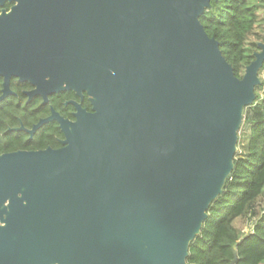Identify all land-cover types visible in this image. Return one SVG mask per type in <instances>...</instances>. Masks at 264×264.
<instances>
[{
    "label": "water",
    "instance_id": "obj_1",
    "mask_svg": "<svg viewBox=\"0 0 264 264\" xmlns=\"http://www.w3.org/2000/svg\"><path fill=\"white\" fill-rule=\"evenodd\" d=\"M211 1L29 0L18 11L12 40L0 37V76L44 99L84 93L92 111L76 105L74 122L52 111L60 150L0 156V264H21L16 230L25 242L31 223L74 204L92 264H187L264 66L263 42L234 75L199 20Z\"/></svg>",
    "mask_w": 264,
    "mask_h": 264
},
{
    "label": "trees",
    "instance_id": "obj_2",
    "mask_svg": "<svg viewBox=\"0 0 264 264\" xmlns=\"http://www.w3.org/2000/svg\"><path fill=\"white\" fill-rule=\"evenodd\" d=\"M210 4L200 23L206 34L219 42L234 75L241 78L260 50L259 43L264 42V17L252 0ZM243 122L246 136L234 155L233 170L222 194L210 205L200 233L189 245L187 264H231L233 248L236 264H264V210H256V202L264 198V96L256 95L255 102L244 109ZM247 214L250 227L241 235L234 221Z\"/></svg>",
    "mask_w": 264,
    "mask_h": 264
},
{
    "label": "flooded vegetation",
    "instance_id": "obj_3",
    "mask_svg": "<svg viewBox=\"0 0 264 264\" xmlns=\"http://www.w3.org/2000/svg\"><path fill=\"white\" fill-rule=\"evenodd\" d=\"M28 1L0 0V37L12 40L17 31L18 11L25 8L28 15ZM254 4L258 6V13L264 17V0H254ZM34 88L29 82H20L15 76L8 79L0 76V156L17 152H42L47 149L60 150L64 147V135L56 119L47 120L52 111L69 122L76 120V105H80L88 113L92 111L88 96L84 93L80 97L72 91H65L47 95L44 99L41 95L32 93ZM23 203L26 204V201ZM8 204L9 199L4 205ZM69 208L70 210L61 213L58 221L52 220L41 229L31 223L30 235L25 242L24 236L19 234L23 230H16L12 240L17 263H93L87 252L82 251V227L76 216L77 204L68 205L64 209Z\"/></svg>",
    "mask_w": 264,
    "mask_h": 264
},
{
    "label": "rangeland",
    "instance_id": "obj_4",
    "mask_svg": "<svg viewBox=\"0 0 264 264\" xmlns=\"http://www.w3.org/2000/svg\"><path fill=\"white\" fill-rule=\"evenodd\" d=\"M252 3H254V0H252ZM259 78L261 80V86L262 87L257 91L255 90V93L257 96L263 97L264 96V86H263V83H264V67H262V69L259 71ZM246 131H247L246 125L244 124L243 118H242V122H241L240 129L238 132V142H237L236 151L241 149L240 146L244 140V137L246 136ZM256 208H257L256 210L258 213L264 210V198H261L256 202ZM249 223H250L249 216L247 214V216H243V217L236 219L234 221V226H235L236 230L241 235H243V234L248 232L249 227H250Z\"/></svg>",
    "mask_w": 264,
    "mask_h": 264
}]
</instances>
